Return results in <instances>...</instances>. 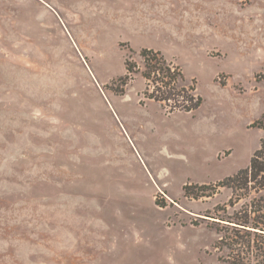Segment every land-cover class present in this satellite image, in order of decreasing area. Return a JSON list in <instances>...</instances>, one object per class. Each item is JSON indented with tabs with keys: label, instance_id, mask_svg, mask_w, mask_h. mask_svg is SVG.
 Returning a JSON list of instances; mask_svg holds the SVG:
<instances>
[{
	"label": "rangeland",
	"instance_id": "rangeland-1",
	"mask_svg": "<svg viewBox=\"0 0 264 264\" xmlns=\"http://www.w3.org/2000/svg\"><path fill=\"white\" fill-rule=\"evenodd\" d=\"M263 114L264 0H0V264H222Z\"/></svg>",
	"mask_w": 264,
	"mask_h": 264
},
{
	"label": "trees",
	"instance_id": "trees-1",
	"mask_svg": "<svg viewBox=\"0 0 264 264\" xmlns=\"http://www.w3.org/2000/svg\"><path fill=\"white\" fill-rule=\"evenodd\" d=\"M145 59L147 70L144 77L152 82V75L157 78L163 75V86H154L152 95L161 102H166L172 110H191L199 106L202 99L184 86L179 87L177 80L183 82L180 68L167 63L159 52L144 49L141 53ZM127 70L133 73L128 65ZM154 81V80H153ZM155 84V81H154ZM177 85V86H176ZM187 94V95H186ZM183 99V100H181ZM173 101V104H170ZM254 126L264 130V114ZM220 188L231 190L232 198L224 208H218L216 217L219 226H222L221 238L218 249L221 254L222 264H264V138L260 147L254 153L251 164L247 169L240 171L233 177H229L217 184ZM193 186H185L186 195L195 197H209L204 193H193ZM210 186H197L204 191ZM223 211L226 215H220Z\"/></svg>",
	"mask_w": 264,
	"mask_h": 264
}]
</instances>
